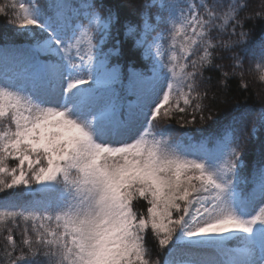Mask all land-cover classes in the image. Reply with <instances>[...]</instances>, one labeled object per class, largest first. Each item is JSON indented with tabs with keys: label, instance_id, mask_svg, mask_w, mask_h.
<instances>
[{
	"label": "snow or ice",
	"instance_id": "obj_1",
	"mask_svg": "<svg viewBox=\"0 0 264 264\" xmlns=\"http://www.w3.org/2000/svg\"><path fill=\"white\" fill-rule=\"evenodd\" d=\"M250 7L0 0L26 41L0 44V264H264V140L242 187L264 106L255 121L254 109L224 120L215 151L173 142L170 126L218 119L205 69H220L225 91L237 74L247 88L241 56L231 72L217 56L239 48L264 67V6ZM137 51L146 71L111 63Z\"/></svg>",
	"mask_w": 264,
	"mask_h": 264
},
{
	"label": "trees",
	"instance_id": "obj_2",
	"mask_svg": "<svg viewBox=\"0 0 264 264\" xmlns=\"http://www.w3.org/2000/svg\"><path fill=\"white\" fill-rule=\"evenodd\" d=\"M257 1H260V4H258ZM118 2H127V0H104V3L110 6L115 5ZM135 2L136 0H133V3ZM139 2L142 3L143 0H139ZM262 6H264V0H251L249 12H253L254 10L258 11ZM152 11L155 15L156 10L153 9ZM122 15H127L133 20L137 19V16L131 11V9H128L122 13ZM248 27L252 28L255 33H258L259 21H249ZM16 31L17 29L15 25L9 23V18L3 14H0V44H3L5 41L9 43L14 42L16 44L25 43L26 41L23 37L14 35V32ZM113 34L124 43L125 51H127V45L131 44L132 41H130V38H124L125 36L123 29H120L119 32L114 30ZM233 55H240L241 59L243 60V66L241 70L244 73L243 81L247 84V88L240 87L241 77L237 74L229 77L225 91L224 86L219 84V81L222 78L220 69H205V77L211 78L209 96L211 97L212 93L215 92L218 97L216 107L213 109L214 114L216 117H218V119L214 121H207L203 124L197 120V123L186 125L185 127H181L180 124L177 123L176 119L171 120L170 126L173 129V132L171 133V139L173 142L183 139V142L185 143L190 138L191 142L193 144L195 143L196 145H215L214 143H209V141L217 135L224 120L230 118L232 115L243 112L246 109H254L255 111L248 114L247 120L255 121L257 119L260 108L264 106V81L261 80V77L264 76V67L257 68L256 63L251 59V57L249 56L248 58H245V56L240 53L239 48H237L235 52L227 53L226 58L224 59H221L220 56H217L216 63L224 65L225 70L231 72L230 65L233 63L231 60ZM118 58L119 61L122 60V66L124 68L130 62L127 56H119ZM259 87H261V93L259 92ZM249 129H251V123H249ZM262 140H264V135H262L260 139L255 142L250 140L245 148L248 160L251 161L243 173L248 180L246 185H242V187L246 190H251L252 188L253 178L251 173L253 167L255 166V160L259 155V144ZM215 148L216 145L212 151H215ZM2 196L3 194H0V197ZM14 237L17 239V241L20 240L21 237L18 231L14 230ZM3 244L4 241L0 239V248L3 247ZM229 245L230 247H235L236 242L231 241L229 242ZM149 246H153L151 241L149 242ZM209 250L213 251V249Z\"/></svg>",
	"mask_w": 264,
	"mask_h": 264
},
{
	"label": "rangeland",
	"instance_id": "obj_3",
	"mask_svg": "<svg viewBox=\"0 0 264 264\" xmlns=\"http://www.w3.org/2000/svg\"><path fill=\"white\" fill-rule=\"evenodd\" d=\"M75 2H77V0H75ZM257 2H258V4H260V1H257ZM11 31H13V30H11ZM130 41H132V38L131 37H130ZM110 46H111V44H110ZM115 56L116 55H113L112 57H115ZM117 62H119V63H114V64H119L122 67V65H123L122 64V60L119 61V59H118ZM129 63H132L133 66L136 67L139 70L146 71L147 70V65H148L149 62L147 61V59L140 57V53H139V51H137V58H136V60L135 61L134 60L133 61H130ZM122 71L125 73V75H127V73H128V67H125V68L122 67ZM260 91H262L261 90V87H259V92ZM129 99H132V97H129ZM208 255L211 256V254H208Z\"/></svg>",
	"mask_w": 264,
	"mask_h": 264
}]
</instances>
